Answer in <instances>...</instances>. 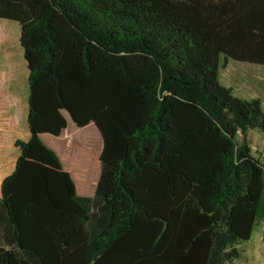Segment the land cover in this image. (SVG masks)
<instances>
[{
  "label": "trees",
  "instance_id": "16d2710c",
  "mask_svg": "<svg viewBox=\"0 0 264 264\" xmlns=\"http://www.w3.org/2000/svg\"><path fill=\"white\" fill-rule=\"evenodd\" d=\"M0 20L20 26L29 130L0 185V264H235L264 218L237 135L264 136V108L219 79L264 66V0H0ZM86 128L93 195L55 146Z\"/></svg>",
  "mask_w": 264,
  "mask_h": 264
},
{
  "label": "rangeland",
  "instance_id": "374dc122",
  "mask_svg": "<svg viewBox=\"0 0 264 264\" xmlns=\"http://www.w3.org/2000/svg\"><path fill=\"white\" fill-rule=\"evenodd\" d=\"M20 33V26L17 23L0 20V72L3 75L8 96L10 92L12 108L10 117L15 118L9 121L8 126L4 128L5 131L0 132V177L14 169V160L18 155L14 144L17 140H26L28 134L26 126L28 70L23 49L19 43ZM219 81L221 84L232 87L238 96L259 98L264 108V66L229 61L228 65L220 71ZM1 125L3 122L0 121V129L3 130ZM237 139L239 143L247 142L253 156L264 165V136L261 132L251 131L244 135L239 131ZM55 146L64 166L66 165L76 178L78 191L85 189V180L90 178L87 183L89 186L87 185L85 190L93 195L99 174L92 175L88 171L85 172L84 161L87 155L92 154L98 165L97 155L100 154L101 144L92 128L81 131L70 129L62 139L57 140ZM238 249L241 256L235 260V264H264V218L258 221L251 239L239 245Z\"/></svg>",
  "mask_w": 264,
  "mask_h": 264
},
{
  "label": "crops",
  "instance_id": "0c3cea01",
  "mask_svg": "<svg viewBox=\"0 0 264 264\" xmlns=\"http://www.w3.org/2000/svg\"><path fill=\"white\" fill-rule=\"evenodd\" d=\"M20 39V38H19ZM19 43H20V41H19ZM27 65V64H26ZM2 74V73H1ZM2 82H3V92H4V95H5V99H6V102H7V105H8V112L7 113H5V114H1L0 113V117H2V119H0V121L1 122H3V125H1V126H3V130L2 129H0V132H2V131H5V127L6 126H8V124H9V121H11V120H15V118L14 117H10V115H11V113H12V108H11V106H10V104H11V101H10V99H9V97H10V92H9V96L7 95L8 94V92L6 93V88H5V83H4V79H3V75H2ZM8 90H9V88H8ZM10 91V90H9ZM13 96V95H12ZM11 96V97H12ZM28 96V95H27ZM27 115H28V104H27ZM26 126H27V116H26ZM27 130H28V126H27ZM28 134H27V139L29 138V130H28V132H27ZM26 139V140H27ZM14 149H16L17 150V148L15 147V144H14ZM18 151V150H17ZM18 155H19V151H18ZM18 155H17V157H18ZM17 157H16V159H17ZM16 159L14 160L15 161V163H16ZM15 168V167H14ZM14 170V169H13ZM12 170V171H13ZM11 171V172H12ZM11 172H9L7 175H9ZM6 174H3L1 177H0V185H1V183H2V181H3V179L7 176Z\"/></svg>",
  "mask_w": 264,
  "mask_h": 264
},
{
  "label": "bare ground",
  "instance_id": "6f19581e",
  "mask_svg": "<svg viewBox=\"0 0 264 264\" xmlns=\"http://www.w3.org/2000/svg\"><path fill=\"white\" fill-rule=\"evenodd\" d=\"M87 159L84 161V170L85 172L88 171L89 173H94L95 172V169H96V162H95V159L93 158L92 154L91 156L87 155L86 156ZM87 179V178H86ZM90 178H88L87 180H85V182H89ZM87 188V187H86Z\"/></svg>",
  "mask_w": 264,
  "mask_h": 264
}]
</instances>
